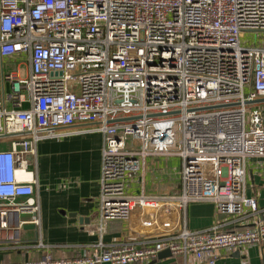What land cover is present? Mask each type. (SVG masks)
I'll return each mask as SVG.
<instances>
[{
  "label": "built area",
  "instance_id": "2783aa9c",
  "mask_svg": "<svg viewBox=\"0 0 264 264\" xmlns=\"http://www.w3.org/2000/svg\"><path fill=\"white\" fill-rule=\"evenodd\" d=\"M262 33L264 0H0L2 239L39 225L30 162L39 142L77 125L103 139L98 231L136 209L152 212L143 228H156L136 233L142 241L100 236L75 257L16 264H149L164 250L215 264L221 252L264 245V220L245 195L247 160L264 158L261 112L247 105L264 99ZM245 35L253 41L242 44ZM13 57L28 64L24 77L4 65ZM167 157L181 160L179 191L133 194L145 160ZM201 201L255 221L188 231L185 209Z\"/></svg>",
  "mask_w": 264,
  "mask_h": 264
},
{
  "label": "crops",
  "instance_id": "0c3cea01",
  "mask_svg": "<svg viewBox=\"0 0 264 264\" xmlns=\"http://www.w3.org/2000/svg\"><path fill=\"white\" fill-rule=\"evenodd\" d=\"M260 40L264 34L259 35ZM19 57L7 59L4 65L13 69L17 64L19 77L28 71L27 63ZM261 106V108L259 107ZM263 116L264 103L255 106ZM87 126L57 129L54 138L42 140L36 147V164L30 162V171L38 180L34 198L39 212V225L31 223L17 228L13 242L0 236V264L29 263L49 255L54 259L72 258L81 254L82 246L95 243L102 237L105 243L126 240L142 241L145 235L156 228L141 226L150 220L152 212L136 209L127 222L109 221L98 231L99 176L103 139L99 133H79ZM9 148V143L2 145ZM181 160L173 157L149 158L144 169L132 185L133 194L167 196L179 191ZM148 177V181H147ZM245 195L255 199L258 206L256 220H264V158H251L246 162ZM188 231L205 230L220 226L221 229L238 230L250 226L255 219L237 220L221 215L210 201L189 203L184 212ZM31 214H19V225L29 222ZM171 213L160 218L162 226L172 223ZM243 223V224H242ZM16 221L11 224L15 229ZM29 226L31 228H29ZM19 227V226H18ZM141 232L140 234H136ZM42 244L43 248L35 247ZM171 254V253H170ZM149 264H200L192 256H171L156 259ZM215 264H264V245L248 246L236 252H221Z\"/></svg>",
  "mask_w": 264,
  "mask_h": 264
},
{
  "label": "water",
  "instance_id": "95a60500",
  "mask_svg": "<svg viewBox=\"0 0 264 264\" xmlns=\"http://www.w3.org/2000/svg\"><path fill=\"white\" fill-rule=\"evenodd\" d=\"M264 103V99H260V100H256V101H253V102H250V103H247L248 105H258V104H262ZM216 108H219V107H216ZM29 228H31L29 226ZM171 256L170 252L165 250V251H162L159 255H158V259H162V258H165V257H169Z\"/></svg>",
  "mask_w": 264,
  "mask_h": 264
},
{
  "label": "rangeland",
  "instance_id": "374dc122",
  "mask_svg": "<svg viewBox=\"0 0 264 264\" xmlns=\"http://www.w3.org/2000/svg\"><path fill=\"white\" fill-rule=\"evenodd\" d=\"M246 37H247V35H245L243 38H241V42H242V44H245L246 42L251 43V42L253 41L252 38H251L250 40L246 41V40H245ZM8 69L11 70V67H8ZM6 93H7V89H6ZM259 107L261 108V106H259ZM249 108H250V107H248L247 110H246V115H247L248 112H249ZM261 116H262V115H261ZM262 118H263V116H262ZM7 148H8V146H6L5 144L2 145V146H0V149H2V150L7 149ZM173 159H177V158H176V157H173ZM180 164H181V163H180ZM138 176H139V175H138ZM147 181H148V177H147Z\"/></svg>",
  "mask_w": 264,
  "mask_h": 264
},
{
  "label": "bare ground",
  "instance_id": "6f19581e",
  "mask_svg": "<svg viewBox=\"0 0 264 264\" xmlns=\"http://www.w3.org/2000/svg\"><path fill=\"white\" fill-rule=\"evenodd\" d=\"M248 105V104H247ZM250 106H253V107H255L256 105H250ZM55 133H56V131H55ZM177 158V157H176ZM165 251V250H164ZM157 258H158V256H157Z\"/></svg>",
  "mask_w": 264,
  "mask_h": 264
}]
</instances>
